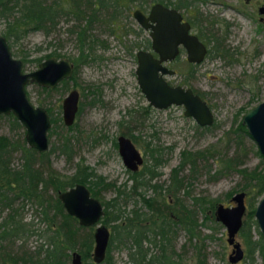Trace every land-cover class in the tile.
<instances>
[{"label":"rangeland","instance_id":"374dc122","mask_svg":"<svg viewBox=\"0 0 264 264\" xmlns=\"http://www.w3.org/2000/svg\"><path fill=\"white\" fill-rule=\"evenodd\" d=\"M148 5L144 6L146 12L150 9ZM259 8H264V0H197L194 9L192 7L188 13L195 20L198 18L202 21L199 26L205 28V34L212 33L228 50L225 57L214 58L208 55L200 65L188 64L186 54L182 53L178 60L170 63V68L176 70L177 74L165 77L172 86L192 88L202 95L215 118L212 127L204 128L199 127L193 119L185 117L182 107L156 110L148 105L135 75V56L140 48H133L135 43L143 46L148 34L140 30L131 14L119 22L139 32V35L129 32L121 38L120 31L116 38L109 33L107 26L94 24L91 34L106 47L96 45L92 59L78 68L76 89L80 93L79 111L71 130L54 128L53 134L49 135L51 152L48 158L52 168L64 179H68L75 173L77 165L82 164L89 167L95 177L113 183L115 188L101 190L98 198L105 203L116 199L115 207L110 210L122 214V219H126L133 209L139 213L147 212L139 194L149 200L157 198L158 194L152 188L133 189V173L124 166L118 153L119 136L130 137L135 148L143 154L144 163L136 173L146 167L148 150L160 151L162 163L157 170L160 176L151 184L163 186L160 191L163 199L171 198V204L175 203V198L168 197L166 187L170 184L172 171L181 161V152L210 149L214 157L199 162L198 171L194 175H189L187 170L180 173L185 188L177 197L188 209H193V201L200 198L217 200L215 209L218 205L226 208L235 206L232 198L242 192L241 176L236 172H229L216 179L211 176L220 169L217 159L224 154L227 158L242 157L240 160L244 161V165L240 168H264V159L257 155L258 148L252 138L246 134H240V137L236 135L244 115L264 102V14H259ZM74 24L73 19L63 17L49 35L37 31L28 33L17 42L7 40L12 56L23 62V72L37 70L40 63L35 60H44L54 50L67 58L76 57L75 36L67 31ZM6 26L7 21L0 17V35L3 37ZM193 33H200L199 28L194 29ZM24 58L28 63H24ZM73 84L71 81L66 85L67 90L58 88L51 93H44L32 84L27 86L26 91L35 106L50 108L54 117L61 118L62 101L73 89ZM24 133V128L13 129L7 118H0V136L7 137L12 143H21ZM61 137L70 140L73 152L71 162L59 151ZM20 164L21 154L19 151L14 152L10 167L18 169ZM207 170H210V174ZM119 191L122 194L118 195ZM262 197L264 194L256 199L255 210ZM245 198L247 209L243 222L249 211L248 195ZM15 207L20 210L25 222L33 224L36 233L27 241L28 248L33 251L44 242L38 232H43L47 227L42 221L41 208L35 202L23 203L21 200L17 201ZM6 213L1 212V216ZM205 214L209 219L205 220ZM195 216L201 236L208 237L204 239L207 264H230L232 248L227 244L226 229L215 219V211L212 212L206 203L203 204V212L201 210ZM94 229L92 227L93 232ZM108 229L111 232L110 225ZM177 234L175 250L182 254L184 264H193L195 251L188 236L182 230ZM251 235L252 240L260 239L258 225L251 228ZM236 240L244 252V258L237 264H263L258 253L253 263L247 260L243 238L238 235ZM111 255L115 264H130L124 249L113 246Z\"/></svg>","mask_w":264,"mask_h":264},{"label":"trees","instance_id":"16d2710c","mask_svg":"<svg viewBox=\"0 0 264 264\" xmlns=\"http://www.w3.org/2000/svg\"><path fill=\"white\" fill-rule=\"evenodd\" d=\"M148 0H0V17L7 21L4 32L6 40L17 42L30 32H43L49 35L53 32L60 19L71 18L76 24L67 31L75 36L77 56L69 58L74 64V76L71 80L76 84L75 74L77 69L92 59L96 45L105 48L103 42H99L91 34L94 23L98 22L108 27L111 33H119L123 30L119 21L124 14L128 15L131 6L138 2L141 7ZM177 10L182 8L194 9L197 0H153ZM196 18V17H195ZM202 21L196 18L192 22L195 29L199 28L198 36L204 39L209 47V55L212 57H225L228 50L220 39L212 33L205 34V28H200ZM204 32V33H203ZM64 57L57 50L46 55L47 58ZM43 59L35 60L41 63ZM24 63L28 60L24 58ZM63 87L66 85L64 82ZM43 92H49L43 89ZM199 94V93H198ZM203 99L202 95L199 94ZM50 111V109L48 110ZM12 124L13 129H23L22 125L14 116H4ZM3 118V116H0ZM53 129L59 128L53 120ZM50 132L53 134L54 130ZM248 135L246 128L239 123L237 134ZM229 135V133H228ZM59 151L66 156L68 161L72 159L70 140L61 137ZM21 154V164L18 169L10 168V159L14 152ZM51 149L42 154L26 146L25 137L21 143H12L7 137L0 136V262L2 264H70L71 254L78 252L81 255L83 264H95L92 260L93 251V230L79 226L77 220L64 212L57 194L64 191L66 187L75 184L86 185L94 198L100 200L101 190L114 189L113 183H106L101 177H95L94 173L87 166L78 164L73 176L64 179L55 171L49 161ZM159 150H148L149 160L146 167L140 172L131 174L134 181L133 189L138 187L152 188L158 195L151 200L145 199L139 194L147 212L139 213L133 209L130 217L122 219V214L111 212L116 204V199L111 202H103L104 216L101 223L111 226L110 241L106 256L101 264H115L111 255L112 247L124 249L127 252L130 264H184L181 253L175 250L177 232L182 230L188 236L189 242L194 249L193 264H207V255L204 248V239L198 230L196 213L202 210L203 204L208 203L212 212L215 211L217 200L210 201L205 198L195 199L193 209H188L177 197L184 190V180L180 173L189 171L194 175L198 171V163L214 157L210 149L189 152L183 151L180 154L181 161L173 171L170 184L166 187L168 197L174 196L175 203L171 204L163 199L161 185H152V181L160 175L157 171L161 166ZM146 153V154H147ZM261 156L260 152H256ZM218 158V157H217ZM242 157L233 156L227 158L226 154L217 159L220 169L211 177L216 179L229 172H236L242 178L243 184L240 191L249 197V211L246 220L243 222L239 235L243 238L246 246L245 258L251 263L254 262L255 254L258 253L264 264V242L260 239L252 240L251 228L257 227L254 220L256 199L264 194V168L256 167L252 170L243 167ZM210 174V170H207ZM52 189L55 196H48ZM124 193V192H123ZM122 191L118 192V195ZM232 193L230 194V196ZM21 202H35L42 211V221L47 224L46 230L38 232L44 242L31 251L27 246L29 238L35 234L32 223L24 221L19 209L14 208L15 200ZM196 208V209H195ZM7 211L4 216L1 212ZM53 214H50V212ZM128 217V218H127ZM209 216L205 214V220ZM86 230H88L86 232ZM210 237V236H209Z\"/></svg>","mask_w":264,"mask_h":264},{"label":"water","instance_id":"95a60500","mask_svg":"<svg viewBox=\"0 0 264 264\" xmlns=\"http://www.w3.org/2000/svg\"><path fill=\"white\" fill-rule=\"evenodd\" d=\"M264 14V8L259 10ZM134 18L145 30H150L152 51L137 53L135 75L140 91L150 106L157 110L170 107H182L184 116L191 118L199 127H212L215 118L206 101L194 94L191 88L172 86L165 79L173 76L174 71L165 65L179 55V48L184 49L190 64H201L207 54L204 44L193 34L190 25L182 23V17L176 10L162 5L152 7L148 18L139 11ZM73 73V65L67 59H47L38 65V69L29 73L23 72V62L12 56L7 40L0 35V116L12 115L25 129L27 146L42 154L49 150L48 132L51 122L47 111L34 106L27 97L26 88L36 84L42 88L54 89L61 81L69 79ZM79 95L72 91L63 101V122L71 126L78 110ZM242 125L248 135L256 143L258 151L264 157V102L249 110L242 119ZM119 155L123 164L132 172L138 170L143 163L140 153L127 138L118 139ZM246 194L240 192L232 198L235 206L229 208L218 205L215 219L226 229L227 244L231 246L230 264H237L244 258L241 244L236 237L242 227L246 214ZM59 199L66 213L75 218L79 226L94 227L92 260L101 264L106 256L110 241V231L101 223L104 207L100 200L91 196L89 189L77 184L61 193ZM255 221L264 242V197L257 204ZM71 264H83L78 252L71 254Z\"/></svg>","mask_w":264,"mask_h":264},{"label":"flooded vegetation","instance_id":"af4514ba","mask_svg":"<svg viewBox=\"0 0 264 264\" xmlns=\"http://www.w3.org/2000/svg\"><path fill=\"white\" fill-rule=\"evenodd\" d=\"M151 3V4H150ZM139 3L138 2H135L134 3V5H132L131 6V9L134 7V9L132 10V13H131V9H130V11L128 12V15H126V13L124 14V17H122L123 19H127L128 17H130L131 15H132V18L134 19V21L136 22V24L139 26V28H140V30H142V31H145L147 34H148V39L147 40H145V44H143V46H141L140 45V43H135L134 45H133V48L134 47H137V49H139L137 52H136V62H137V53L138 52H140V51H145V52H151L152 54H153V56L156 58L157 57V55L156 54H154L153 53V51H152V48H151V45H152V40H151V38H150V34H151V31L150 30H145L144 28H142L139 24H138V22L136 21V19L134 18V13L135 12H137V11H139L140 13H142V15L145 17V18H148V16H149V14H150V11H151V9H152V7L153 6H155V5H157V4H159V5H162L163 7H165V8H168V9H173V10H176L178 13H180V15H181V17H182V23H188L189 25H190V34H193V35H195L203 44H204V46L206 47V49H207V54H206V56H205V59L208 57V55H209V47H208V45L205 43V41H204V39H201L199 36H198V34H196V33H193V30L195 29V28H193V26H192V22H195V19H194V17H191V16H189V14H190V12H191V9L190 8H182V9H176L175 7H173V6H168V5H164V4H161V3H157V2H154L153 0H148L147 1V4L146 3H143L142 4V6L140 7L139 5H138ZM149 4V5H148ZM150 6V9H149V11L148 12H146L145 10H144V6ZM261 8H259L258 9V12H259V10H260ZM190 11V12H189ZM189 13V14H188ZM131 14V15H130ZM259 14H260V12H259ZM260 15H263V14H260ZM249 16V15H248ZM250 17V16H249ZM193 18V19H192ZM121 20V19H120ZM260 20H262V19H260ZM120 23V22H119ZM94 24H99L98 22H96V23H94ZM121 25H123L122 26V28H123V30H122V34H120L119 36L121 37V38H123L127 33H129V32H133V33H135L136 35H139V32H135V31H133V30H131V29H128L127 28V25L126 24H123V23H120ZM92 32H93V30H92ZM109 33H111L110 31H109ZM111 34H113L114 36H116V38H118V36L116 35V34H118V33H111ZM182 53H185V51H184V49H182L181 47L179 48V55L176 57V59L175 60H173L172 62H170L171 64L172 63H174L176 60H178L179 58H180V56H181V54ZM186 54V53H185ZM47 59H50V58H47ZM47 59H44L43 61H45V60H47ZM53 59H56V60H61V59H67V60H69L70 62H71V60L69 59V58H67V57H61V58H53ZM186 59V58H185ZM205 59H204V61H205ZM42 61V62H43ZM203 61V62H204ZM186 62L188 63V64H190L188 61H187V59H186ZM202 62V63H203ZM170 63H168V64H166L165 66L168 68V69H170V70H173L175 73H174V75H176L177 74V72H176V70H174V69H171L170 68ZM71 64L73 65V73H72V76L69 78V79H66V80H63V81H61L54 89H47V88H42V87H40V86H38L39 88H41V91L43 92V89H45L46 91H49V92H44V93H51V92H53V91H56V90H58V88H60V89H62L63 91L64 90H67V87H66V85L69 83V82H71L72 80H71V78L74 76V64L71 62ZM190 65H195V64H190ZM198 65H200V64H198ZM77 72H78V69H77ZM77 72H76V74H75V79H76V75H77ZM173 75V76H174ZM64 82H66V85L64 86V88H62L63 87V83ZM73 82V81H72ZM74 83V82H73ZM36 85V84H35ZM78 87V85H75V84H73V89L72 90H70L68 93H67V95L64 97V99H63V101L65 100V98H67L68 97V95L72 92V91H77L78 92V95H79V100H80V93H79V91L76 89ZM184 88V87H183ZM192 89V88H191ZM193 90V89H192ZM27 92V91H26ZM193 92H194V94H197V95H199L198 94V92L197 91H195V90H193ZM142 93V92H141ZM27 97H28V94H27ZM201 97V96H200ZM28 99H29V97H28ZM30 100V99H29ZM204 100V99H203ZM63 101H62V105H63ZM205 101V100H204ZM31 102V101H30ZM32 103V102H31ZM33 104V103H32ZM208 104V103H207ZM34 105V104H33ZM62 105H61V109H62ZM79 101H78V110H77V113H78V111H79ZM149 105V104H148ZM35 106V105H34ZM150 106V105H149ZM36 107H42V106H36ZM151 108H153L152 106H150ZM42 108H44V107H42ZM46 111H47V113H48V115H49V118H50V122H51V128H50V130H49V132H48V139H49V135H50V132L52 131V129H53V126H54V124H53V120H55L56 122H57V126L59 125V123H60V125H59V128L61 129H64V128H66V129H68V130H71L72 129V127H73V125H74V123H75V119H74V122H73V124L71 125V126H65L64 125V122H63V109H62V117L60 118V117H54L53 115H52V110L50 109V108H44ZM50 109V111H48ZM154 109V108H153ZM157 110V109H156ZM77 113H76V115H77ZM76 115H75V118H76ZM1 116H4V115H1ZM23 127V126H22ZM25 130V129H24ZM24 135H25V133H24ZM120 137H124V138H127V139H129L130 137H128V136H119L118 137V139L120 138ZM118 139H117V145H118ZM130 140V139H129ZM26 141V140H25ZM131 141V140H130ZM131 143L133 144V142L131 141ZM26 145H27V143H26ZM134 145V144H133ZM28 147V146H27ZM135 147V146H134ZM29 148V147H28ZM32 149V148H31ZM34 150V149H33ZM49 150H50V143H49ZM48 150V151H49ZM137 150V149H136ZM36 151V150H35ZM47 151V152H48ZM139 153H140V155H141V157H142V159H143V163H144V157H143V154L139 151V150H137ZM37 152V151H36ZM38 153V152H37ZM46 153V152H45ZM118 153H119V147H118ZM38 154H40V153H38ZM73 156V155H72ZM122 159V158H121ZM149 160V157H148V159H146V161H145V164L147 163V161ZM69 162H71V160L69 161ZM123 162V161H122ZM143 163L138 167V170L137 171H135V172H132V171H130V172H132L133 174H135L136 172H138L139 171V168L143 165ZM125 166V165H124ZM10 167V166H9ZM52 167V166H51ZM126 167V166H125ZM11 168V167H10ZM77 168V167H76ZM160 168V167H159ZM158 168V169H159ZM140 173V172H139ZM137 174V173H136ZM74 175V174H73ZM72 175V176H73ZM62 176V175H61ZM63 177V176H62ZM71 177V176H70ZM64 178V177H63ZM69 178V177H68ZM75 185H77V184H75ZM74 185V186H75ZM74 186H72V187H66L65 188V190L64 191H59L58 192V194H57V197H58V200H59V202L61 203V201H60V199H59V195L61 194V193H64V192H66V191H68L69 189H71V188H73ZM86 186V185H85ZM87 187V186H86ZM88 188V187H87ZM90 191V190H89ZM91 193V192H90ZM55 196V193H54V191L52 190V189H50V191H48V196L47 197H49V196ZM92 196V195H91ZM93 197V196H92ZM97 199V198H96ZM19 200H21V199H19ZM170 202H172V200H171V198H169L168 199ZM245 200H246V198H245ZM17 201L18 200H15V202H14V208H16L15 207V204L17 203ZM26 203V202H25ZM61 205H62V207H63V204L61 203ZM246 205V204H245ZM63 209H64V207H63ZM246 209H247V206H246ZM64 212L66 213V211H65V209H64ZM67 214V213H66ZM68 215V214H67ZM71 217V216H70ZM243 222V221H242ZM242 225H243V223H242ZM242 228V227H241ZM35 230V229H34ZM241 230V229H240ZM238 235H239V233H238ZM237 235V236H238Z\"/></svg>","mask_w":264,"mask_h":264}]
</instances>
